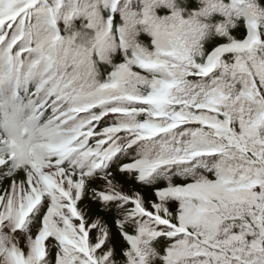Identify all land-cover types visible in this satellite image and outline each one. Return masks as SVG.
<instances>
[{
	"label": "snow or ice",
	"instance_id": "6c2138e0",
	"mask_svg": "<svg viewBox=\"0 0 264 264\" xmlns=\"http://www.w3.org/2000/svg\"><path fill=\"white\" fill-rule=\"evenodd\" d=\"M0 264H264V0H0Z\"/></svg>",
	"mask_w": 264,
	"mask_h": 264
}]
</instances>
